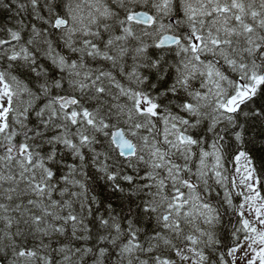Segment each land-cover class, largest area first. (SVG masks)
<instances>
[{
    "label": "snow or ice",
    "instance_id": "obj_1",
    "mask_svg": "<svg viewBox=\"0 0 264 264\" xmlns=\"http://www.w3.org/2000/svg\"><path fill=\"white\" fill-rule=\"evenodd\" d=\"M0 264H264V0H0Z\"/></svg>",
    "mask_w": 264,
    "mask_h": 264
}]
</instances>
